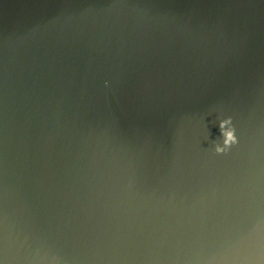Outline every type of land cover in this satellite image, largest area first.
I'll use <instances>...</instances> for the list:
<instances>
[{
	"label": "water",
	"instance_id": "obj_1",
	"mask_svg": "<svg viewBox=\"0 0 264 264\" xmlns=\"http://www.w3.org/2000/svg\"><path fill=\"white\" fill-rule=\"evenodd\" d=\"M0 264H264V0H0Z\"/></svg>",
	"mask_w": 264,
	"mask_h": 264
},
{
	"label": "clouds",
	"instance_id": "obj_2",
	"mask_svg": "<svg viewBox=\"0 0 264 264\" xmlns=\"http://www.w3.org/2000/svg\"><path fill=\"white\" fill-rule=\"evenodd\" d=\"M218 127L221 138L214 143V152L216 154H226L238 143L236 129L230 116L219 120Z\"/></svg>",
	"mask_w": 264,
	"mask_h": 264
}]
</instances>
